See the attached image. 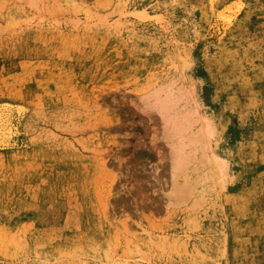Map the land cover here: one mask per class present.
<instances>
[{
    "label": "rangeland",
    "instance_id": "obj_1",
    "mask_svg": "<svg viewBox=\"0 0 264 264\" xmlns=\"http://www.w3.org/2000/svg\"><path fill=\"white\" fill-rule=\"evenodd\" d=\"M227 1L0 0V264H264V0Z\"/></svg>",
    "mask_w": 264,
    "mask_h": 264
},
{
    "label": "bare ground",
    "instance_id": "obj_2",
    "mask_svg": "<svg viewBox=\"0 0 264 264\" xmlns=\"http://www.w3.org/2000/svg\"><path fill=\"white\" fill-rule=\"evenodd\" d=\"M240 5H241L240 0H228L226 3H224L221 6L217 14L221 18V20H223V22L226 23L227 25V23L229 24L234 20L239 8L241 7ZM165 102L166 101H163L164 104ZM195 110L198 112L197 108ZM185 130L186 127L184 120L179 119V116L173 117L171 121V126L169 128V132H167L169 137L174 138L176 140L175 145L172 148L173 154L171 160V167L173 171L180 169V167L184 163V160H186L187 154L186 152H184V149L187 145L190 144V142L182 144V137ZM207 132H210V128H207ZM12 134H13V127L11 124L10 106L9 104L0 105V145L11 146L12 143H10V137L12 136ZM214 159H216L217 161V166L220 172L224 174V160L216 157L215 155H214ZM141 239H143L144 243L149 244L153 241V239H155V235H153L151 232H140V235L137 234L136 240H141ZM128 260H129L128 256L121 254L116 258H114V261L116 263H127Z\"/></svg>",
    "mask_w": 264,
    "mask_h": 264
},
{
    "label": "water",
    "instance_id": "obj_3",
    "mask_svg": "<svg viewBox=\"0 0 264 264\" xmlns=\"http://www.w3.org/2000/svg\"><path fill=\"white\" fill-rule=\"evenodd\" d=\"M10 143H12L13 144V137L11 136L10 137ZM1 146V145H0ZM9 146V145H8Z\"/></svg>",
    "mask_w": 264,
    "mask_h": 264
}]
</instances>
